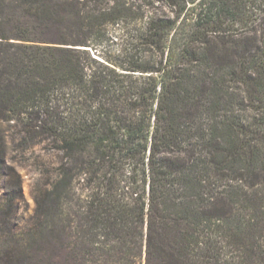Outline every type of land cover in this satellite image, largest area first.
I'll use <instances>...</instances> for the list:
<instances>
[{
	"label": "trees",
	"instance_id": "trees-1",
	"mask_svg": "<svg viewBox=\"0 0 264 264\" xmlns=\"http://www.w3.org/2000/svg\"><path fill=\"white\" fill-rule=\"evenodd\" d=\"M12 122L60 161L0 264H264V0H0Z\"/></svg>",
	"mask_w": 264,
	"mask_h": 264
},
{
	"label": "rangeland",
	"instance_id": "rangeland-1",
	"mask_svg": "<svg viewBox=\"0 0 264 264\" xmlns=\"http://www.w3.org/2000/svg\"><path fill=\"white\" fill-rule=\"evenodd\" d=\"M122 26L123 23L112 21L98 32L95 44L103 53L97 52L95 55L98 58L116 56L123 48L130 46V33H125ZM0 128L6 144L5 163L11 167L0 174V197L4 200L13 198V226L16 230H22L35 210L34 188L37 180L46 179L48 175L52 177L58 169L60 158L50 150V145L25 142L23 137L27 135L21 126L12 122Z\"/></svg>",
	"mask_w": 264,
	"mask_h": 264
}]
</instances>
